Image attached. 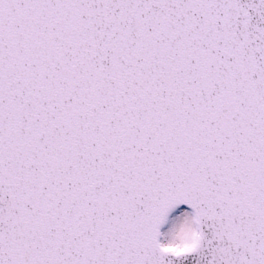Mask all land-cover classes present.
<instances>
[{
    "label": "snow or ice",
    "instance_id": "snow-or-ice-1",
    "mask_svg": "<svg viewBox=\"0 0 264 264\" xmlns=\"http://www.w3.org/2000/svg\"><path fill=\"white\" fill-rule=\"evenodd\" d=\"M0 264H264V0H0Z\"/></svg>",
    "mask_w": 264,
    "mask_h": 264
}]
</instances>
